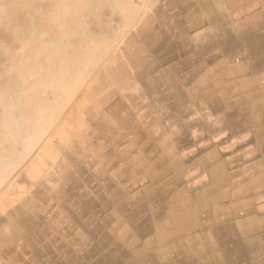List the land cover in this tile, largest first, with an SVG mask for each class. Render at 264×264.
Wrapping results in <instances>:
<instances>
[{
    "label": "crops",
    "instance_id": "1",
    "mask_svg": "<svg viewBox=\"0 0 264 264\" xmlns=\"http://www.w3.org/2000/svg\"><path fill=\"white\" fill-rule=\"evenodd\" d=\"M225 10L228 12V19L231 16L234 19L223 22V24L217 22L216 26L233 25L235 27V24H238V26L246 25V18L250 13L249 9L243 8L240 12L229 8ZM190 12L189 9L183 11L182 13L187 15L183 17V14H181V20L186 22L191 16ZM235 13L238 15H235ZM206 27L207 23L202 22L195 29L198 34L200 33L197 36L202 43L210 41L211 38L203 32H206ZM237 37L239 36L235 34L228 37L220 34L215 35L212 41L216 43L235 42ZM254 49L258 50L257 47ZM210 50L216 53L215 57L218 55L212 61V65L220 61L223 66L229 67L230 70H216L211 73L212 76H217L215 80L223 79L226 81L225 85L219 87V90L223 93L221 106H213L208 109L209 99L214 97L217 91L214 84H212L211 90H205V93H202L203 96L197 99L200 105L198 106L201 109L205 108L210 117H204L203 110L196 108V111L181 115L178 118L180 124H183V130H180L181 132L175 131L173 140L176 141L174 142L176 144L174 149L176 155L174 156H183L187 155L189 151L191 152L188 154L187 160H182V163L178 161L179 165L176 166H179L177 171L183 167L187 178L186 184L190 188L187 191L184 190V196L187 197L184 198L186 200L185 206L183 205L181 208L180 205L171 207H165L164 205L163 217L149 221L151 227L143 231L138 230L141 232L140 234L133 227L123 229L125 225L128 228L129 220L125 218V213L117 208V204L114 202L115 199L111 195V190L117 185L116 180L124 176L125 167L123 163L115 167L112 164L102 163L94 169L81 168L85 175L89 174V177H91L89 181L87 180L85 186L84 184L81 185L82 188L87 190L82 194L83 196L76 197L71 194L72 188L76 186L78 190L81 188L78 187V182L85 175L81 178L75 176L73 184L70 185L69 196L59 195L57 198L47 199L46 202H43V198H41L40 205L33 213L30 211L26 213L20 211L5 213L4 206L11 203L12 199L10 195L12 185L5 180L4 183L0 184V186L3 185L4 189L7 187L5 195L2 198L0 197V264H175L167 259L168 253H162L163 250L167 251L169 249V244L174 243L178 245L179 252L184 257L182 262L178 264H264V67L259 71L252 72L248 70L236 75V73H231V68L241 67L243 62L248 63L246 60L247 55L241 58L225 59L222 57L220 49L211 48ZM207 64L209 63H204V65ZM242 80L248 82L249 85L247 87L241 86L240 81ZM235 94L238 96V100L244 103L239 105L229 103L230 97ZM200 99L203 101H200ZM171 102L169 99L164 103V108L169 111L166 115L169 122L174 114ZM138 107L133 106L132 108L136 111L135 108ZM147 113H152L155 118L157 116L151 110ZM170 128H172V125ZM136 133L133 132L131 136L132 138L137 136V145L144 143L145 141L142 139L147 138V135L140 138L139 133ZM169 139L172 140V138ZM184 139L187 142L182 141ZM153 149L155 148L152 147L149 151L154 152ZM35 151L36 149H33V153ZM138 151H136V155ZM201 159H203L201 164L195 163V161H201ZM134 167L139 168L137 158L135 165L128 166L127 169L128 171H134ZM81 169L79 171L75 168V175L76 172H81ZM109 170L112 171L113 176L106 174ZM92 172H100L98 179L97 176L92 175ZM118 172L120 173L117 174ZM59 176L55 175L53 179L59 181L57 180ZM107 176L108 180L113 181L112 185L106 186L104 184L106 181H102ZM110 177L113 179H109ZM40 181L43 182V179L40 178ZM154 182L151 180L147 183L152 186L156 184ZM167 183L160 184L159 182L157 184L168 188ZM32 185V193L28 196L27 193L21 195L22 198L20 197L18 200L22 205H24L23 200L29 198V201H26V204L29 205L32 198L36 197L35 193L39 191L40 185L37 184V186L34 183ZM146 186L145 183L138 185L135 180H131L130 185L125 188L124 192L129 194L134 187L136 190H141L140 188ZM152 188L156 192L155 187L152 186ZM175 189L172 186L169 193H172ZM93 191L96 194L89 193ZM146 197L145 199L152 198L150 196ZM165 197L166 195L159 197L156 202L162 203L161 201H164ZM38 203L36 202L34 207ZM140 204L137 202L132 206L138 207ZM13 207L16 206L13 205ZM61 208L64 209L62 213ZM87 211L88 213H86ZM79 221L87 223L82 226ZM104 221H107L108 224L105 225ZM43 227L48 229L45 230ZM81 230L82 234H80ZM88 234H91L93 238L86 241ZM105 237V247L99 252L94 250L92 259L89 258L86 261L80 259L81 251L91 249L95 240L98 242ZM76 238L84 240L81 251L73 246ZM145 242H149V248L145 247ZM108 246L114 247V249L119 246L120 251L130 248L135 251V254L126 257L121 252H117L119 254L116 256L115 261L111 262L104 253ZM97 249L100 248L97 247ZM48 258H50V261Z\"/></svg>",
    "mask_w": 264,
    "mask_h": 264
},
{
    "label": "rangeland",
    "instance_id": "2",
    "mask_svg": "<svg viewBox=\"0 0 264 264\" xmlns=\"http://www.w3.org/2000/svg\"><path fill=\"white\" fill-rule=\"evenodd\" d=\"M11 1L14 2L15 0ZM11 1L9 2V0H0V9L4 8L5 5L12 3ZM148 1L149 0H142L140 3H136L137 5L135 4V7L130 9L129 14H135V20H133L131 23L129 22V24H127L125 27L123 26V24L119 25L111 21L106 22L104 26H92V29L90 28V30L87 28L85 32H88L89 35L85 40H88V42H91V44H89V52L88 56L85 58L84 65H81L79 69H74L72 75L70 76L71 78L67 81L65 85L61 84V86H59V89L58 87L54 89L47 88V90L45 91L46 88L44 87L43 91L41 90V92H35L30 98H27L25 96V93L19 90V84H15V81L12 87H10L8 83H6L5 86L4 84H0V104H2L4 102L3 100L7 99L8 97L7 93H5V96H3L1 90L12 88L13 91H9V94H11L10 97L16 101H19H13L12 103H21L22 105H24L23 113L17 107H11V109H3L0 107V111L5 113L0 114L6 115L7 128L11 133L14 134V132L20 130V116H24L25 114H27V117L28 115L34 116V120H39L38 125H34V127L31 128V133L29 136H27L28 140L25 139V141L23 142V146L26 149L20 148L19 146L13 147V149H11L12 154H18L23 152L22 150H25L23 155L26 156L22 159L18 167L13 169V172L10 176H8L6 182H9L12 186H15L26 165L39 157L44 159L46 157L47 160L46 162L45 160H43V163H46L45 165L43 164V171L46 169V165L50 166L52 163L57 164V168L54 172V175H60L57 180L61 182L65 181L66 185L60 191V193H63V195L70 194V185L73 184L75 180L73 176H79V178H81L85 175V172H82L83 170L81 168L94 169L97 168L96 166H100L102 163L112 164L114 167L123 163L125 167V175L128 174L127 167H130L129 162H131L132 160L133 162H136L137 158L140 172L146 177V180L144 181H148V177H152L155 171L164 170L166 169V167L167 169L170 168L171 173L173 172L172 174L170 173L167 178H172L171 180L175 178L176 172L172 171L171 164L176 163L175 166L179 165L177 164V156H174V154L176 155V153H169L167 151V145L164 143H162L161 146H157L159 143H161L160 138L150 140L148 138V135L144 131L146 130V128L143 127L144 130L141 131L140 125L137 123L135 116L141 113V111L142 113L146 114V112L149 111V108H151L150 110L157 114L156 118L154 117L152 118V120H155L154 122L156 123H167L168 130L171 129V125L170 123H168L169 119L166 116L169 111L164 108V103L169 99L170 101H172V91L173 89H175V86H177L179 83H182L185 87L189 89L192 87H196L197 94L195 97H197L198 95L199 98L201 97L200 93H205V90H211V80L217 78V76L211 75L210 78L207 79L208 81H202L201 72L197 73L196 75L192 73L195 66L198 65L199 69H201L202 67L204 69L205 67L213 68L212 61L217 58V56L215 57L214 54L216 53H214V51L210 49L213 47L214 49H219L221 46L220 45L219 48H217V44L213 45L212 41L202 43L201 41H199L198 36H196L200 33L198 34L196 32L197 30L195 29L202 22H206L207 29L206 32L203 31L205 35L209 33H214L215 35H220L224 33V35L227 37L228 35L222 26H216V23L211 24V21L204 15L211 14L212 12L214 13L217 10V6L213 0H205L203 4L202 0H198L200 2H198L197 0H150V3ZM218 4L219 7H222L224 10L226 8H231L234 11L238 10L236 12L241 11L243 8L249 9L250 13H248V16L246 18L247 26H238V24H235V35H240L243 31H248L252 29V24L256 23L255 21H257L261 15L264 16L262 10L264 7L263 0H218ZM40 7L44 9V6ZM186 9H189L191 11V16L186 20V22H184V20H181L180 15L183 14V17L186 16V13H182ZM167 11H169L170 13ZM235 15L238 14L235 13ZM214 19L215 21L218 20L219 15H215ZM230 19L233 20V16H231ZM131 24L132 26L128 27V25L130 26ZM8 25V22L0 21V42H7L11 47H16V49H18V46L21 47V45H25L27 41L25 38L14 39L13 37H11L10 39V27ZM120 27L121 29H119V35L117 36V38L114 37L113 39H110V34L115 33ZM215 28L218 29L216 30ZM78 31H84L83 27H77L76 29H74V33ZM200 31L202 32V30ZM133 32L137 33L135 38L136 41L133 39L134 43L132 41L130 44H128V37ZM208 36L213 38V34H209ZM66 37H68L67 34L59 32L54 34V36L49 38V40L45 41L40 38V40H38L37 42H39V46H44V44H50L49 46H54L57 45V43L62 42L64 39H66ZM27 42L30 43L31 41ZM125 43L127 46L125 45ZM184 43L187 44L185 45ZM224 43L225 49L232 50L233 42L225 41ZM202 46L203 48L201 49ZM198 48L199 50L201 49L200 52H198ZM246 49L245 53H247V56H249V54H251L253 50L250 51V49ZM220 51L221 53L224 52V50L221 48ZM241 51L239 52L240 54L243 53ZM121 54L124 55L122 56ZM196 54L197 58L187 63L184 62L185 59L193 58ZM234 55L235 53L233 54V56ZM189 56L190 58H188ZM27 57L31 59L30 56L27 55ZM52 59L53 60H48L45 63H42L41 66L38 65L41 71L46 74V76L43 74L44 77H47V75L49 76V72H53V74L57 72L58 67L55 66L59 62L54 57H52ZM206 62L209 63L207 64L208 66L204 65V63ZM124 63L126 66L124 65ZM128 65H130V69L128 68ZM8 69H11V67ZM28 69L29 70H27V77L25 76V71L23 69H11V71H13L12 73H10L11 75L8 77V79L11 78L12 80H14L15 78H18V80H22L23 82L26 81L36 86L38 82L37 80H40L39 78H41L40 74L39 76H37V71H39V69L35 70L34 65L32 67H29ZM111 69H115L116 71L112 75L114 77H110V75L108 74L110 84L107 85V87L103 85L97 86L95 87V90L93 83L99 81L101 74L105 73L106 71L108 73L111 71ZM122 69H129V72H134L133 76L136 78V80L134 77L133 78L135 80V83H137L138 85L144 84L146 86L144 90L142 89L143 91H138L135 89L131 90L132 92L130 91V94L132 96L139 95V98L134 99L132 96H128L129 98H125L123 96V93H121L122 84L120 85L119 81H121L123 75L125 76V73L128 72L124 71V73H122ZM119 73L121 76H119ZM159 79L161 80V82L159 81ZM46 80L49 81L47 78ZM146 80L147 82H145ZM117 87L119 88L117 89ZM169 89L171 91H169ZM166 95H169V97H167ZM38 96H43L42 99L44 101L41 98V100L38 99ZM135 100H137V104L139 106L138 108H136V111L132 108V105L136 102ZM46 101H48L49 104L46 103ZM59 101L61 102V104ZM37 102L39 104L40 102H43V104L45 103L46 105H49L48 107H46L50 111L47 117H41L38 111L40 107L36 106ZM126 102H129V104H127ZM32 104H34L33 107H31ZM142 104L146 107V109ZM148 123H151L150 119L148 120ZM137 130L140 132H138ZM187 130L190 131V129ZM136 131L137 133H139L140 138L143 137V135H147V138L142 139L145 141V144L142 143L140 145H137V136L136 138H132L131 134ZM177 131L180 130L177 129ZM169 141L171 142L172 140ZM174 142L176 141L174 140ZM155 144L156 146L154 147ZM73 147L74 150H71L73 149ZM152 147L155 148L153 149L155 150L154 152H151V150L149 151V149ZM33 149H36L35 153H33ZM136 151H138L137 155ZM52 152L56 153V158H54L55 160L51 159L53 157L49 155ZM168 153L171 154V157ZM53 154L54 153H52V155ZM49 157L51 158L49 159ZM169 159L172 161H170ZM75 168H80L81 172H76L75 175ZM110 173H112L111 170L107 171L106 174L110 175ZM94 174L97 177L100 176L99 172H92L93 176H95ZM166 180L167 179L162 180L160 184H164ZM140 182L142 185L144 184L142 181ZM2 183H4V181ZM1 190H4L3 185L0 186V192H2Z\"/></svg>",
    "mask_w": 264,
    "mask_h": 264
},
{
    "label": "bare ground",
    "instance_id": "3",
    "mask_svg": "<svg viewBox=\"0 0 264 264\" xmlns=\"http://www.w3.org/2000/svg\"><path fill=\"white\" fill-rule=\"evenodd\" d=\"M11 0H9L10 2ZM142 0H15L14 2L11 1L12 3L5 5L4 8H2V5L0 9V21H4V22H8L9 23V36L10 39L11 37H13L14 39L16 38H25L27 41H31L30 43L26 41L25 45H21L18 46L16 49V47H11L9 45V43H3L0 42V84H5L8 83V85L10 87H12L15 84H19V90L23 93H25V96L27 98H30L33 93L35 92H41V90L43 91L44 87L46 88L45 91L47 90V88L49 89H54L56 87H58V89L60 88L59 86H61V84H66L67 81L71 78L70 76L73 73L74 69H79V67H81V65H84V61L85 58L88 56V52H89V44H91V42L89 43L87 39L88 37V32H85V30L88 28L90 30V28L92 29V26H104L106 24V22H115L117 24H123V26L125 27L127 24H129V22L131 23L133 20H135V14L131 15L129 14V11L131 8L135 7L137 4L136 3H140ZM150 1V0H149ZM148 1V2H149ZM164 1V0H163ZM198 1V0H197ZM205 0H202V4L204 3ZM214 3L217 6V10L211 14H204L202 12L206 18H208L211 21V24L213 23H217L219 22L220 24L223 22H228L230 20V17L228 19L227 16V12L222 8L219 7L218 4V0H213ZM225 1V0H224ZM261 1V0H260ZM200 2V1H198ZM145 3V2H144ZM150 3V2H149ZM183 3V2H182ZM241 3V2H240ZM136 4V5H135ZM234 4V2H233ZM232 4V5H233ZM263 4H264V0H263ZM141 5V4H140ZM255 5V4H254ZM40 6H44V9L41 8ZM179 6V4H178ZM204 6V5H203ZM54 9H53V8ZM162 7V6H161ZM201 7V6H200ZM205 7V6H204ZM233 7V6H232ZM249 7V6H248ZM171 8V7H170ZM250 8V7H249ZM41 9V11H40ZM202 9V8H201ZM231 9V8H230ZM134 10V9H133ZM192 10V9H191ZM263 13H264V7H263ZM135 11V10H134ZM200 11V10H199ZM238 11V10H236ZM169 12V11H167ZM175 12V11H174ZM240 12V11H239ZM170 13V12H169ZM178 13V12H176ZM210 13V12H209ZM173 15V14H172ZM196 15V13H195ZM215 15H219V19L215 21ZM251 16V15H250ZM200 17V16H199ZM198 17V18H199ZM167 18V17H166ZM252 18V17H251ZM259 18V17H258ZM197 19V18H196ZM207 19V20H208ZM253 19V18H252ZM194 20V19H193ZM161 21V20H160ZM175 21V20H174ZM192 21V20H191ZM146 22V21H145ZM256 23L252 24L253 27L252 29L247 31H243L240 35H238L240 37V39H238L239 37H237V40L235 42L232 43V50L230 49H225V43L224 42H213L212 39H214L215 34L214 33H209L210 35L213 34V38H210V41L213 42V45L217 44V48H220L224 50V52L222 53V57L225 59H229V58H233V57H246L244 55H247L245 53V49H251L253 50V52L251 54H249V56L247 57V61L242 63L241 67H236L235 69L231 68V73L236 75H240V72L243 71H259L261 70L262 67H264V16L261 15L260 18L255 21ZM250 25V24H249ZM132 24L128 27H131ZM247 26V25H246ZM77 27H83L84 31H78L76 33H74V29H76ZM168 27V26H167ZM166 27V28H167ZM227 35L231 36L234 35V28L233 25L229 26V25H223L222 26ZM242 28V27H241ZM251 28V27H250ZM119 29H117V31L115 33H111L109 38L113 39L114 37L117 38V36L119 35ZM211 29V28H210ZM216 29V28H215ZM218 29V28H217ZM216 29V30H217ZM130 30V29H129ZM163 31V30H162ZM161 31V32H162ZM175 31V30H174ZM208 31V30H207ZM65 33L68 35V37H66V39H64L62 42L57 43V45L54 46H49V45H41L39 46V42H37L38 40H40V38H42L43 40H49V38L53 37L54 34L56 33ZM129 32V31H128ZM181 32V31H180ZM190 32V31H189ZM205 32V31H204ZM223 32V31H222ZM246 32V33H244ZM196 33V32H195ZM194 33V34H195ZM220 33V32H219ZM218 33V34H219ZM136 34L135 32H133L131 35H129L128 37V44H130L133 39L135 40L136 38ZM207 34V35H209ZM224 34V33H223ZM103 35V33H102ZM197 36V35H196ZM158 37V36H157ZM188 37V36H186ZM140 38V37H139ZM165 38V37H164ZM127 39V38H126ZM156 39V38H155ZM173 39V38H172ZM179 39V38H178ZM184 40V39H183ZM136 41V40H135ZM156 41V40H155ZM167 41V40H166ZM188 41V40H187ZM42 42V41H41ZM53 42V41H52ZM59 42V41H58ZM33 43V44H32ZM134 43V41H133ZM154 43V42H153ZM191 43V42H190ZM48 44V43H46ZM137 44V43H136ZM178 44V43H177ZM185 44V43H184ZM187 44V43H186ZM185 44V45H186ZM123 45V44H122ZM126 45V43H125ZM147 45V44H146ZM145 45V46H146ZM164 45V44H163ZM162 45V46H163ZM127 46V45H126ZM150 46V45H149ZM129 47V46H128ZM213 47V46H212ZM244 47V48H243ZM258 48V50L256 51V49L254 48ZM124 48V47H123ZM167 48V47H166ZM182 48V47H181ZM203 48V46L201 47V49ZM219 48V49H220ZM161 49V48H160ZM197 49V48H196ZM200 49V50H201ZM214 49V47H213ZM246 49V50H247ZM122 50V49H121ZM125 50V49H124ZM145 50V49H143ZM142 50V52H143ZM199 50V48H198ZM200 50L198 52H200ZM242 50V51H241ZM243 52L242 54L238 55L239 52ZM124 52V51H123ZM135 52V51H134ZM173 52V51H172ZM113 53V52H112ZM140 53V52H139ZM190 53V51H189ZM219 53V52H218ZM235 53V55L233 56V54ZM214 54V53H213ZM28 56L31 57V59H29ZM122 55V54H121ZM124 55V54H123ZM122 55V56H123ZM180 55V54H179ZM189 55V54H188ZM215 55V54H214ZM111 56V55H110ZM165 56V55H164ZM211 56V54H210ZM218 56V55H217ZM52 57H54L59 63L56 64L55 67H58L57 72L55 74H53V72H49V76L47 75V77H44V75L46 76V74L44 72L41 71V69L38 67L42 65V63H45L48 60H53ZM162 57V55H161ZM159 57V58H161ZM168 57V56H167ZM121 58V57H120ZM119 58V59H120ZM130 58V57H129ZM184 58V57H183ZM187 58V57H186ZM190 58V56L188 57ZM197 58V54L190 59H185V63L190 62L191 60ZM205 58V57H204ZM164 59V58H163ZM162 59V60H163ZM207 59V58H206ZM153 60V59H152ZM158 60V59H157ZM161 60V61H162ZM204 60V59H203ZM235 60V59H234ZM233 60V61H234ZM122 61V60H121ZM177 61V60H176ZM180 61V60H179ZM229 61V60H228ZM173 62V60H172ZM199 62V61H197ZM205 62V61H204ZM105 63V62H104ZM245 63V64H244ZM165 64V63H164ZM167 64V63H166ZM239 64V63H238ZM34 65L35 70L39 69V71H37V76H39V74L41 75V78H39L40 80H37V85L35 86L34 84H31L29 82H23L22 80H18V78H15L14 80H12L11 78L8 79V77L11 75L10 73H12L11 69H23L25 71V76H28L27 70H29V67H32ZM125 65V63H124ZM186 65V64H185ZM198 65V64H197ZM126 66V65H125ZM188 66V65H187ZM199 66V65H198ZM198 66H195V68L193 69L192 73L193 74H197L199 72H201L202 74V81H205L207 79L210 78L211 73L213 71L216 70H225V71H229L230 68L229 67H225L223 66L220 61L213 65V68L210 67H205V69L202 67L201 69H199ZM208 66V65H207ZM210 66V65H209ZM240 66V65H239ZM11 69H8L10 68ZM42 68V67H41ZM111 68V67H110ZM115 68V67H114ZM118 68V67H117ZM127 68V67H126ZM128 68L130 69V65H128ZM88 69V68H87ZM129 69H122V73H124V71H128L125 73V76L123 75V78L120 82V85L122 84V91L121 93H123V96L125 98H129L132 95L130 94V91L135 89V90H144L146 88V86L143 85H138L137 83H135L136 78L133 76L134 72H129ZM167 69V68H166ZM182 69V68H181ZM86 70V68H85ZM23 71V74H24ZM115 69H111L110 72L107 73V71L103 74H101L99 81L94 82L93 86L94 89L97 86H105L107 87V85L110 84V80L108 78V74L110 75V77L115 73ZM140 72V71H139ZM181 72V71H180ZM187 72V71H186ZM169 73V72H168ZM44 74V75H43ZM117 74V73H116ZM137 74V73H136ZM160 74V72H159ZM182 74V73H181ZM191 75V73H190ZM119 76L120 73H119ZM114 77V76H112ZM135 80H134V78ZM237 77V76H236ZM46 78L49 80L47 81ZM118 78V77H117ZM152 78V77H150ZM167 78V77H166ZM200 78V77H199ZM235 78V77H234ZM28 79V78H27ZM172 79V78H171ZM30 80V79H29ZM28 80V81H29ZM115 80V78H114ZM150 80V79H149ZM168 80V79H167ZM166 80V81H167ZM197 80V79H196ZM15 81V82H14ZM31 81V80H30ZM35 81V80H34ZM159 81L161 82V80L159 79ZM181 81V79H180ZM208 81V80H207ZM33 82V81H32ZM92 82V81H91ZM114 82V81H112ZM142 82V81H141ZM147 82V80L145 81ZM193 82V81H192ZM118 83V82H117ZM116 83V84H117ZM152 83V82H151ZM157 83V82H156ZM211 83L214 84L215 88L217 89L216 94L214 97H211V99H209L208 102V109H210L213 106H221L220 102L222 100V91L219 90V87L222 85L226 84V81L222 80H215L212 79ZM147 84V83H145ZM149 84V83H148ZM153 84V83H152ZM192 84V83H190ZM194 84V83H193ZM240 85L247 87L249 85L248 82L242 80L240 81ZM88 86V85H87ZM92 86V87H93ZM119 86V85H118ZM158 86V85H157ZM139 87V88H138ZM173 87V86H172ZM189 87V86H188ZM119 87H117L118 89ZM151 88V87H150ZM202 88V87H201ZM18 89V88H17ZM96 90V89H95ZM115 90V89H114ZM121 90V89H120ZM142 90V91H143ZM148 90V89H147ZM201 90V89H200ZM3 93V96H5L7 93L8 97L7 99H4L3 103L0 104V107L3 109H11V107H17L22 113H23V106L21 103H17V104H13V101H16L14 99H12L10 97L11 94H9L11 91H13L12 88H7L6 90H1ZM10 91V92H9ZM44 91V92H45ZM169 91H171L169 89ZM219 91V92H218ZM84 92V91H83ZM82 92V93H83ZM92 92V91H91ZM94 92V91H93ZM132 92V91H131ZM146 92V91H145ZM158 92V91H157ZM81 93V94H82ZM90 93V91H89ZM107 93V92H106ZM119 93V94H121ZM143 93V92H142ZM1 94V93H0ZM137 94V92H136ZM140 94V93H139ZM173 94V99L171 102V106L173 105V116L171 118V121L168 122L170 123V125H172L173 128L168 130V124L167 123H156L154 122L155 120H152V118H154L152 113L148 114L146 112L145 113H139L137 116H135L137 123L140 125V129L141 131L144 130V128H146V130H144L146 132V134L148 135V137H151L153 139H157L160 138V142L157 146H161L162 143L167 145V151L169 153L174 152L175 146L176 144L174 143V136H175V131L178 130H183L182 125L180 124L178 118L181 115L187 114L189 112H194L197 109L196 108H200L199 103H198V95L197 97V89L196 87H192V88H187L185 87L182 83H179L177 86H175V89H173L172 91ZM39 95V94H38ZM86 95V94H85ZM99 95V94H98ZM112 95V94H111ZM37 96V95H36ZM35 96V97H36ZM101 96V95H100ZM129 96V97H128ZM156 96V95H155ZM200 96H203L202 93H200ZM34 97V98H35ZM39 97V96H38ZM37 97V98H38ZM43 97V96H42ZM42 97L40 96L38 99H42ZM109 97V96H108ZM120 97V96H119ZM123 97V98H124ZM134 99L139 98V95L137 96H132ZM169 97V96H167ZM195 97V98H194ZM25 98V97H24ZM36 98V101H37ZM45 98V97H44ZM78 98V96H77ZM40 99V100H41ZM153 99V98H152ZM229 99V98H228ZM238 96L232 95L230 97V101L229 103H231L233 105V103L239 105L241 103L244 102H240L238 100ZM43 100V99H42ZM154 100V99H153ZM156 100V99H155ZM241 100V99H240ZM44 101V100H43ZM94 101V100H93ZM136 102L134 103L133 106L137 105V100H135ZM146 101V100H145ZM165 101V100H164ZM200 101H203L202 99H200ZM223 101V100H222ZM19 102V101H16ZM60 102V101H59ZM72 102V101H71ZM123 102V101H122ZM153 102V101H152ZM46 103L49 104L48 101H46ZM127 103V102H126ZM145 103V102H144ZM163 103V101H162ZM168 103V102H167ZM61 104V102H60ZM129 104V102L127 103ZM34 104H32L31 107H33ZM43 102H40V104L37 102L36 106H39V114L41 115V117L43 116L44 118L47 117V115L50 113L49 109H47L46 107H48L49 105H46ZM58 105V104H57ZM106 105V104H105ZM143 105V104H142ZM199 105V106H198ZM91 106V105H90ZM95 106V105H94ZM126 106V105H125ZM144 106V105H143ZM165 106V105H164ZM205 106V105H204ZM89 107V106H88ZM130 107V106H129ZM145 107V106H144ZM143 107V108H144ZM126 108V107H125ZM131 108V107H130ZM149 108V107H148ZM147 108V109H148ZM162 108V107H161ZM27 109V108H26ZM69 109V108H68ZM136 109V108H135ZM146 109V107H145ZM201 109V108H200ZM131 110V109H130ZM133 110V109H132ZM159 110V109H158ZM203 110V116L204 117H210V115H208V112L205 110V108L201 109V111ZM66 111V110H65ZM92 111V110H91ZM146 111V110H145ZM150 111V110H149ZM168 111V110H167ZM217 111V110H216ZM220 111V110H219ZM157 112V111H156ZM0 113L5 114L3 112L0 111ZM28 113V112H27ZM92 113V112H91ZM90 113V114H91ZM108 113V112H107ZM166 113V112H164ZM161 114V113H160ZM157 115V114H156ZM175 115V117H174ZM199 115V114H198ZM42 117V118H43ZM21 120L19 121L20 123V130L16 131L13 133H11L8 128H7V117L6 115H1L0 114V184H2L3 181H5L8 176L11 175V173L13 172V169L18 167V165L21 163L22 159L26 156L23 155L25 150H22L23 152L18 153V154H12V150L13 147H17L19 146L20 148H24L23 146V142L25 141V139L28 140V137L30 135V131L32 130L31 128L34 127V125H38L39 120H34V116H29L27 117V114H25L24 116H20ZM62 118V117H61ZM111 118V116H110ZM151 120V123H148V120ZM15 120V119H14ZM96 120V119H95ZM83 121V120H82ZM116 121V120H115ZM185 121V120H184ZM97 122V121H96ZM117 122V121H116ZM60 123V122H59ZM121 123V122H119ZM129 123V122H128ZM57 124V123H56ZM98 124V123H97ZM99 126V125H98ZM126 126V124H125ZM124 126V127H125ZM213 126V125H212ZM101 127V126H100ZM191 127V126H190ZM107 128V127H106ZM215 128V127H214ZM68 129V128H67ZM187 129V128H186ZM125 131V130H124ZM138 131V130H137ZM136 131V132H137ZM140 132V131H138ZM178 132V131H177ZM102 133V132H101ZM13 134V135H12ZM48 135V134H47ZM125 135V134H124ZM49 136V135H48ZM223 136V135H222ZM232 136V135H231ZM13 137V138H12ZM130 137V136H129ZM169 138H172V141L170 142ZM52 140V139H51ZM73 140V139H72ZM78 140V139H77ZM98 140V139H97ZM133 140V139H132ZM151 140V139H150ZM21 141V142H20ZM43 141V140H42ZM121 141V140H120ZM178 141V140H177ZM184 142H187L186 139L182 140ZM20 142V143H19ZM38 142V141H37ZM157 142V141H156ZM61 143V142H60ZM74 143V142H73ZM252 143V142H251ZM51 144V143H50ZM96 144V143H95ZM145 144V143H144ZM143 144V145H144ZM152 144V143H151ZM57 145V144H56ZM74 145V144H73ZM72 145V146H73ZM82 145V143H81ZM85 145V144H84ZM92 145V144H91ZM139 145V144H138ZM63 146V145H62ZM151 146V145H150ZM156 146V144L154 145V147ZM38 147V146H37ZM57 147V146H55ZM129 147V146H128ZM61 148V147H60ZM180 148V147H179ZM29 149V148H28ZM83 149V148H82ZM38 150V149H37ZM52 150V149H51ZM74 150V147L73 149ZM87 150V149H85ZM135 151V150H134ZM162 151V150H161ZM117 152V151H116ZM52 153H54L52 155ZM51 155L53 158L49 157V159H54L56 158V153L52 152ZM59 153V152H58ZM168 153V154H169ZM178 153V152H177ZM191 153L190 151L188 152V154ZM45 154V153H44ZM43 154V155H44ZM96 154V153H95ZM184 154H186L184 152ZM188 154L187 155H183V156H178V161H182V160H187L188 159ZM41 155V154H40ZM139 155V154H138ZM171 157V154H169ZM175 155V154H174ZM58 156V155H57ZM86 156V155H85ZM143 156V155H142ZM68 157V156H67ZM80 157V156H79ZM91 157V156H89ZM114 157V155H113ZM112 157V158H113ZM162 157V156H161ZM173 157V156H172ZM48 158V157H47ZM58 158V157H57ZM103 159V158H102ZM101 159V160H102ZM17 160V161H16ZM43 160H46L44 158H36L33 161H31L29 164L26 165L24 171L21 173L20 178L17 182V184H15V186L10 187V195L12 197L11 199V203H8L7 205H3L5 210V213H10L12 211H20V212H27L30 211L33 213V211L35 212L38 208V206L40 205V199L43 198V202H46L47 199L50 200L53 197L57 198L60 196H63V193H60L61 189L66 185L65 181L61 182V181H56L53 178L55 177L54 172L57 168V164H51L50 166L46 165V169L45 174L43 171V164L45 165L46 163H43ZM55 160V159H54ZM141 160V159H140ZM168 160V159H167ZM170 160V159H169ZM207 160V159H206ZM52 161V160H51ZM203 161V159L198 160L197 162L195 161V163L197 164H201V162ZM205 161V160H204ZM53 162V161H52ZM82 162V161H81ZM183 162V161H182ZM181 162V163H182ZM56 163V162H55ZM150 163V162H149ZM167 163V162H166ZM205 163V162H204ZM135 164V162H129L130 166H133ZM179 164V163H178ZM88 165V164H86ZM170 165V164H169ZM168 165V166H169ZM92 166V165H91ZM128 166V165H127ZM177 166V165H176ZM175 163L171 164V169L172 171H177L179 169V166L176 167ZM182 166V165H181ZM80 167V166H79ZM97 167V166H96ZM120 167V166H119ZM123 167V165H122ZM157 168V167H156ZM257 168V167H256ZM76 169H80V168H76ZM149 169V168H148ZM158 169V168H157ZM181 170L177 171L175 174V178L173 180H171L172 178H167L168 175L171 173L170 168L164 169V170H158L155 171V173L152 175V177H148V181H144L146 180L145 175L141 174L140 169L134 167V171H128V174H125L121 179H117V185H115V187L111 190V195L112 198H114V202H116L117 204V208L122 210V212L125 213V218H127V220H129V225L127 228V225H125L123 227L124 230L126 229H130V227H133L134 230H139V231H143L145 229H148L150 226L149 221L153 220V219H161L163 217V212H164V208L165 207H171V206H177L180 205L183 206L185 203V199L187 198L184 196V190L186 189L189 190V186L186 184V175L184 172L183 167L180 168ZM18 171V170H17ZM16 171V172H17ZM21 172V171H20ZM143 172V171H142ZM100 173V172H99ZM120 172H118L117 174H119ZM145 173V172H144ZM173 173V172H172ZM171 173V174H172ZM111 174V173H110ZM151 174V173H150ZM19 175V174H18ZM80 175V174H79ZM112 175V174H111ZM89 174H86L84 177H82L80 179V182H78V187L80 188L82 184L87 183V180L89 181L91 179V177H89ZM96 176V175H95ZM113 176V175H112ZM116 176V175H115ZM198 176V175H197ZM75 177V176H73ZM245 177V176H244ZM40 178L43 179V182L40 181ZM98 179V177H97ZM102 179V178H101ZM109 179H113L112 177H110ZM166 180L167 183V187L160 184H157L159 182H161L162 180ZM131 180H135L137 182L138 185H141L142 181L143 183H145V185H147L145 188H140L141 190H136V188L134 187L133 189H131V192L129 194H127L126 192H124L125 188H127L128 185H130V181ZM152 182H156V184H153L152 186L155 187L156 192L153 191V188L150 185H148L149 181ZM189 180V179H188ZM7 181V180H6ZM102 181H106V183H104L106 186L107 185H112L111 183H113V181L108 180V176L106 178H103ZM190 181V180H189ZM204 181V180H203ZM77 182V181H76ZM154 182V183H155ZM16 183V182H14ZM34 184H38L40 185V189L38 188V192L35 193L34 198H32L31 202L29 205L26 204V201H29L28 199L23 200V204H21V202H18V200L20 199L21 195H25L27 193V196L29 194L32 193V189H33V185ZM92 183V182H91ZM103 183V182H101ZM191 183V182H190ZM13 184V183H12ZM64 184V185H63ZM37 185V186H38ZM80 185V186H79ZM191 185V184H189ZM92 186V185H91ZM90 186V187H91ZM174 186L176 189L175 191H173L172 193H169V190L171 189V187ZM178 186H181L180 188H177ZM83 187V186H82ZM80 188L78 190L77 186L72 188V193L74 196H80L83 193H85L87 190L84 188ZM89 187V188H90ZM137 187V186H136ZM138 189V188H137ZM2 192H0V197L2 198L5 195V192L7 191V187L4 190H1ZM98 191V190H97ZM35 192V191H33ZM89 193H93V192H89ZM189 193V191H188ZM106 194V193H105ZM194 194V193H193ZM164 195H166L164 201H161L162 203H157L156 201H158L159 197H163ZM32 196V195H31ZM34 196V195H33ZM69 196V195H68ZM83 196V195H82ZM92 196V195H91ZM146 196H150L151 199H145ZM195 196V195H194ZM75 197V198H76ZM97 197V196H96ZM5 198V197H4ZM22 198V197H21ZM108 198V197H107ZM147 198V197H146ZM65 199V198H64ZM63 199V200H64ZM60 200V199H59ZM62 200V201H63ZM66 200V199H65ZM88 200V199H87ZM98 200V199H97ZM89 201V200H88ZM105 201V200H104ZM141 201V202H140ZM4 202V200H3ZM2 202V203H3ZM39 202L37 204L36 207L35 203ZM95 202V201H94ZM141 203L138 207H133L132 205H134L135 203ZM1 203V204H2ZM61 203V202H60ZM80 203V202H79ZM82 203V202H81ZM191 203V202H190ZM55 204V203H54ZM156 204V205H155ZM13 205H15L16 207H13ZM101 205V204H100ZM138 205V204H137ZM165 205V207H164ZM2 206V205H1ZM8 206V207H7ZM27 206V207H25ZM95 206V205H94ZM185 206V205H184ZM189 206V205H188ZM7 207V208H6ZM25 207V208H24ZM116 207V206H115ZM48 208V207H47ZM66 208V207H65ZM182 208V207H181ZM3 209V210H4ZM69 210V209H68ZM176 210V209H175ZM187 210V209H186ZM61 213L64 211L63 208L60 209ZM77 211V210H76ZM180 211V210H179ZM190 211V209H189ZM73 212V211H72ZM71 212V213H72ZM83 212V211H82ZM60 213V214H61ZM88 213V211L86 212ZM189 213V212H187ZM19 214V213H18ZM57 214V213H56ZM111 214V213H110ZM172 214V213H171ZM51 215V214H50ZM103 215V214H102ZM173 215V214H172ZM73 216V215H72ZM87 216V215H86ZM165 216V215H164ZM170 216V215H169ZM89 217V216H88ZM109 217V216H108ZM116 217V216H115ZM118 217V216H117ZM14 218V217H13ZM34 218V217H33ZM90 218V217H89ZM100 218V217H99ZM171 218V217H170ZM65 219V218H64ZM122 219V218H121ZM52 220V219H51ZM61 220V219H60ZM67 220V219H66ZM98 220V219H97ZM175 220V219H174ZM14 222V221H13ZM47 222V221H46ZM158 222V221H157ZM166 222V221H165ZM181 222V221H179ZM183 222V221H182ZM79 223L83 226L86 225L85 221L84 222H80ZM105 225H107V221H104ZM184 223V222H183ZM28 224V223H27ZM48 224V223H47ZM73 224V223H72ZM46 225V224H45ZM92 225V224H91ZM111 226V225H110ZM170 226V225H169ZM50 227V226H49ZM66 227V226H65ZM85 227V226H84ZM83 227V228H84ZM179 227V225H178ZM183 227V226H181ZM30 228V225H29ZM45 230L48 229L47 227H43ZM102 228V227H101ZM104 228V227H103ZM113 228V227H112ZM154 228V227H153ZM165 228V227H164ZM170 228V227H169ZM177 228V227H176ZM184 228V227H183ZM106 229V228H105ZM111 229V228H110ZM103 230V229H102ZM109 230V229H108ZM56 231V230H55ZM59 231V230H57ZM67 231V230H66ZM138 231V232H139ZM153 231V230H152ZM167 231V230H166ZM149 232V231H148ZM54 233V232H53ZM62 233V232H61ZM102 233V232H101ZM130 233V232H129ZM137 233V232H136ZM141 234V232H139ZM152 233V232H151ZM175 233V232H174ZM5 234V233H4ZM48 234V233H47ZM50 234V233H49ZM66 234V233H65ZM80 234H82V230L80 232ZM103 234V233H102ZM110 234V233H109ZM114 234V233H113ZM180 234V233H179ZM29 235V234H28ZM56 235V234H55ZM54 235V236H55ZM95 235V234H94ZM124 235V234H123ZM130 235V234H129ZM145 235V234H144ZM150 235V234H149ZM52 236V235H51ZM106 236V235H105ZM116 236V235H115ZM127 236V235H126ZM171 236V235H170ZM182 236V235H181ZM218 236V235H217ZM220 236V235H219ZM95 237V236H94ZM122 237V236H121ZM133 237V236H132ZM2 238V237H1ZM32 238V237H31ZM81 238V237H80ZM92 235L88 234L86 236V241H89L90 239H92ZM120 238V237H119ZM154 238V237H153ZM168 238V237H167ZM59 239V238H58ZM97 239V237H96ZM112 239V238H111ZM122 239V238H121ZM142 239V238H141ZM176 239V238H175ZM179 239V238H178ZM46 240V239H45ZM71 240V239H70ZM95 240V238H94ZM106 240V237L103 239L101 238L98 242H96V240L94 241V243L92 244V248L87 249L85 251H81V246L84 243V240H78L76 238V240H74V248L78 249L79 251H81V257L80 259L83 261H86L87 259L92 257L93 251L94 250H101L104 246V241ZM135 240V239H134ZM190 240V239H189ZM192 240V239H191ZM215 240V239H214ZM1 241V240H0ZM193 241V240H192ZM191 241V242H192ZM217 241V240H216ZM157 242V240H156ZM187 242V241H186ZM46 243V242H45ZM66 243V242H65ZM188 243V242H187ZM47 244V243H46ZM64 244V243H63ZM107 244V243H106ZM180 244V243H179ZM223 244V243H222ZM62 245V244H61ZM67 245V244H66ZM112 245V244H111ZM129 245V244H128ZM145 247H148L150 244L149 242H145ZM213 245V244H212ZM50 246V245H48ZM99 247L100 249H97V247ZM141 246V245H140ZM154 246V245H153ZM211 246V245H210ZM59 247V246H58ZM142 247V246H141ZM140 247V248H141ZM155 247V246H154ZM10 248V247H8ZM53 248V247H52ZM69 248V247H68ZM72 248V247H71ZM149 248V247H148ZM157 248V247H156ZM169 249L163 250V254L166 252L169 254V256L167 257V259H170L171 262L178 264L181 263L182 260L184 259L183 255L179 252V248L178 245L176 243L174 244H169ZM201 248V247H200ZM48 249V248H47ZM119 246L117 247V249H114V247H110L108 246L105 250L104 253L107 257H109V259L111 260V262H114L116 259V256L119 254H117V252H121L123 255L127 256H131L135 254V251H133L130 248H125L123 251L119 250ZM3 250V249H2ZM147 250V249H146ZM189 250V248H188ZM19 251V250H18ZM49 251V250H48ZM47 251V252H48ZM53 251V250H52ZM204 251V250H203ZM102 252V251H101ZM2 253V252H1ZM103 253V254H104ZM161 253V254H162ZM56 254V253H55ZM154 254V253H153ZM52 255V254H51ZM95 255V254H94ZM159 255V252H158ZM103 256V255H102ZM105 256V257H106ZM194 256V255H193ZM205 256V255H204ZM229 256V255H228ZM11 257V256H10ZM95 257V256H93ZM52 258V257H51ZM96 258V257H95ZM189 258V257H187ZM215 258V257H214ZM11 259V258H10ZM50 261V258H48ZM92 259V258H91ZM108 259V258H107ZM190 259V258H189ZM195 259V258H194ZM216 259V258H215ZM225 259V258H224ZM55 260V259H54ZM66 260V259H65ZM63 261V259H62ZM155 261V260H154ZM131 262V261H130ZM37 263V262H36ZM47 264V263H46ZM127 264V263H126Z\"/></svg>",
    "mask_w": 264,
    "mask_h": 264
}]
</instances>
